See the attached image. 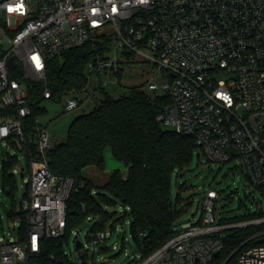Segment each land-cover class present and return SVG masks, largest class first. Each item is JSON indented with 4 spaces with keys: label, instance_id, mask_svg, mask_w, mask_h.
<instances>
[{
    "label": "built area",
    "instance_id": "1",
    "mask_svg": "<svg viewBox=\"0 0 264 264\" xmlns=\"http://www.w3.org/2000/svg\"><path fill=\"white\" fill-rule=\"evenodd\" d=\"M102 34L113 35L124 54L122 61L99 59V70L117 72L127 53L158 65L166 82L148 89L171 102L157 121L192 137L210 162L239 159L253 195L258 190L264 200V0H0V144L29 158L19 206L26 235L0 241V264H32L45 256L47 240L66 235L74 180L50 170L47 154L56 144L46 130L27 131L28 92L31 83L46 80L51 60ZM51 97L46 90L44 98ZM79 106L73 95L65 110ZM220 196L208 190L197 224L131 262L212 264L225 238L252 230L224 264H264V213L220 220ZM106 240L104 231L94 233L91 250Z\"/></svg>",
    "mask_w": 264,
    "mask_h": 264
},
{
    "label": "trees",
    "instance_id": "2",
    "mask_svg": "<svg viewBox=\"0 0 264 264\" xmlns=\"http://www.w3.org/2000/svg\"><path fill=\"white\" fill-rule=\"evenodd\" d=\"M112 44L113 35L102 34L48 63L46 80L34 82L28 92L30 116L26 119L27 131L31 129L29 126L34 115L31 107L42 99L46 100L44 92L49 90L52 99L71 90L78 93L85 89L88 65L93 64V68L100 71L97 61L109 59L107 53L111 51ZM127 58L133 60L134 56L127 53ZM122 72L119 68L115 74L121 78ZM170 102L167 96H151L142 87L135 86L129 88L127 95L117 98L105 93L92 111L71 122L66 140L56 144L47 154L54 174L74 180L67 203L64 237L73 224L85 216L89 217L91 212L104 215L96 199L97 194L112 206L117 202L123 205L125 215L120 217V221L130 213L132 234L141 255L149 254L172 237L175 222L180 216L171 200L172 177L176 170L190 165L197 146L192 137L182 136L172 129L164 130L157 121L163 107ZM107 149L124 164L125 171L113 170L108 181L98 186L85 177L83 171L88 167L104 171ZM12 164L14 160L8 166ZM7 178L15 188L13 177L7 175ZM97 189L105 191L108 197L96 192ZM183 189L179 188L178 202ZM15 214L20 218L22 241L26 235V222L22 213ZM15 214L13 211L12 215ZM96 228L97 232L104 231L102 224ZM252 232L246 230L230 234L223 240V248L212 264H222ZM59 239L47 240L42 259H60Z\"/></svg>",
    "mask_w": 264,
    "mask_h": 264
},
{
    "label": "rangeland",
    "instance_id": "3",
    "mask_svg": "<svg viewBox=\"0 0 264 264\" xmlns=\"http://www.w3.org/2000/svg\"><path fill=\"white\" fill-rule=\"evenodd\" d=\"M107 33H110V29ZM123 54L122 50L115 48V44H112L107 58L116 57L122 61ZM120 69L123 71L121 78L117 77L113 70L97 71L88 65L85 72L88 83L85 89L78 93L71 90L61 96L55 95L52 99H42L35 105L33 104L31 108L34 115L29 126L31 129L28 131L30 135L31 130L39 126L49 134L53 145L64 142L71 122L78 116L92 111L105 93L117 98L127 95L129 88L136 86L142 87L151 96L161 94L160 91L154 93L148 89L150 82L157 84L166 82L164 77L159 76L161 71L158 65L137 57L135 60L128 59L121 63ZM28 82L24 79V83ZM73 95H77L80 106L74 111L67 112L65 103ZM161 127L164 130L170 129L165 125ZM12 160L14 164L8 166ZM105 163L104 171L88 167L83 171L84 176L96 185L102 186L108 181L113 170L125 171L124 164L112 156L110 149L105 151ZM21 169H24V175L21 174ZM7 175L13 177L15 188ZM245 175L246 172L239 159L235 158L226 164L210 162L202 151L196 148L190 165L183 170H176L172 177L171 200L180 215L175 222L174 231L189 228L200 221L202 197L210 189H215L221 194L215 206L220 220L264 213V200L258 190H255L254 197L249 196L255 188L248 184ZM28 179L29 158L27 153L9 142L0 144V241H15L19 237L21 222L18 214L15 213H19L20 202L25 197ZM180 187L184 189L179 194L180 202H178ZM96 192L108 197L102 189H97ZM229 195H232V198L228 199ZM96 199L104 215L91 212L89 217L85 216L73 224L67 236L59 239L60 259L55 261L50 258L32 260V264H81V262L84 264H133L131 261L134 257H139L141 251L132 234L130 213L125 216L124 221H120V217L125 215L124 207L120 202L112 206L98 194ZM13 211L15 216L12 215ZM114 213L117 214L114 215ZM99 224L103 225L107 240L104 245H96L92 251L89 241L97 232L96 227ZM77 241L81 242V249L76 248ZM226 260L227 258L222 264Z\"/></svg>",
    "mask_w": 264,
    "mask_h": 264
},
{
    "label": "water",
    "instance_id": "4",
    "mask_svg": "<svg viewBox=\"0 0 264 264\" xmlns=\"http://www.w3.org/2000/svg\"><path fill=\"white\" fill-rule=\"evenodd\" d=\"M10 65H11L12 68H14V65H13L12 63H10ZM249 196H253V197H254V195H253L252 192L249 193ZM81 246H82L81 242H80V241H77V242H76V248H77V249H81ZM217 255H218V253L215 254V256H217Z\"/></svg>",
    "mask_w": 264,
    "mask_h": 264
}]
</instances>
